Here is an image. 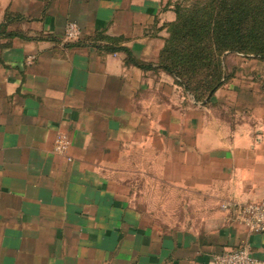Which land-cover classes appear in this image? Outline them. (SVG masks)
<instances>
[{"label":"crops","instance_id":"crops-1","mask_svg":"<svg viewBox=\"0 0 264 264\" xmlns=\"http://www.w3.org/2000/svg\"><path fill=\"white\" fill-rule=\"evenodd\" d=\"M176 2L0 0V264H213L240 247L264 264V233L232 207L264 201V88L216 101L229 78L195 100L160 64ZM238 107L254 128L219 113ZM156 181L179 208L151 213Z\"/></svg>","mask_w":264,"mask_h":264},{"label":"trees","instance_id":"trees-1","mask_svg":"<svg viewBox=\"0 0 264 264\" xmlns=\"http://www.w3.org/2000/svg\"><path fill=\"white\" fill-rule=\"evenodd\" d=\"M175 11L160 64L195 100L205 101L227 80L225 52L264 58V0H177Z\"/></svg>","mask_w":264,"mask_h":264},{"label":"rangeland","instance_id":"rangeland-1","mask_svg":"<svg viewBox=\"0 0 264 264\" xmlns=\"http://www.w3.org/2000/svg\"><path fill=\"white\" fill-rule=\"evenodd\" d=\"M250 18L251 17H247L248 20H250ZM251 23H252L251 20L248 21V24H251ZM222 55H223L222 60L224 64L223 80L225 78L227 79L231 78V81H229V83L226 84L224 88L220 90L219 94L214 98L216 101L220 100L218 102H222V103L233 102L234 98L231 96L230 91L233 88L238 89L237 87H234V83L236 84V86H239L240 88H242V83L244 80L253 81V83H256V90L258 88H261L263 90L264 88V58L258 55H255V54L240 53L237 51H227ZM257 83L259 84V86H257ZM254 86L255 85H253V87ZM258 94L256 96L257 99H259V96H260ZM263 96L264 95L261 93L260 97L262 98V100H263ZM247 97L248 95L245 96V99ZM248 100H252L251 96L248 97ZM233 103L235 105L239 104L237 101ZM224 110H222L219 113L225 114L227 118L226 120L228 123L230 122L229 124L230 126L232 125V128H235L236 126L237 129H243V127H248V125L254 128V124L251 123V121L253 120V122H255L256 118H253V116L246 117V114H244L243 111H241L243 110L241 107L240 108L238 107L237 110L240 113H236L235 117L231 116V113H229L226 110L224 112ZM232 123H234L235 125ZM156 188L159 189L160 191H156L154 193H151L150 195V196L155 197L153 199V202L157 204V206L150 209L151 213H153L154 215H159V214L163 215V211H165L166 209L174 210V209L179 208L180 196H178L179 195L178 193H173V192L168 193L167 206L162 208L165 204V198L167 195V191L165 187H161L159 185V181H156ZM251 202H262V201H251Z\"/></svg>","mask_w":264,"mask_h":264},{"label":"built area","instance_id":"built-area-1","mask_svg":"<svg viewBox=\"0 0 264 264\" xmlns=\"http://www.w3.org/2000/svg\"><path fill=\"white\" fill-rule=\"evenodd\" d=\"M81 30L79 26L71 22L66 27V37L73 39L79 37ZM68 147V141L65 136H58L55 144L56 152H64ZM232 205L224 204V208ZM236 214L237 221L249 230L264 233V201L235 203L232 206ZM213 264H262L249 249V247H240L231 251L222 252L214 257Z\"/></svg>","mask_w":264,"mask_h":264},{"label":"water","instance_id":"water-1","mask_svg":"<svg viewBox=\"0 0 264 264\" xmlns=\"http://www.w3.org/2000/svg\"><path fill=\"white\" fill-rule=\"evenodd\" d=\"M208 100V99H207ZM206 102V101H205Z\"/></svg>","mask_w":264,"mask_h":264}]
</instances>
